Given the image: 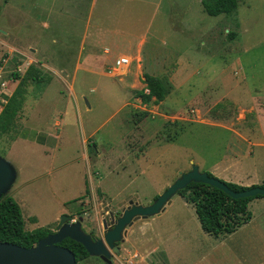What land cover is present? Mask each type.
<instances>
[{
  "label": "rangeland",
  "instance_id": "1",
  "mask_svg": "<svg viewBox=\"0 0 264 264\" xmlns=\"http://www.w3.org/2000/svg\"><path fill=\"white\" fill-rule=\"evenodd\" d=\"M236 1L230 12L209 14L203 0H0L4 76L17 86L13 73H26L32 48L43 58V81L26 88L28 119L0 140L15 173L2 197L19 203L26 229L56 231L68 214L104 237L112 216L150 205L194 164L221 180L224 171L264 177V0ZM81 47H97L108 65ZM121 56L131 62L116 71ZM144 73L167 82L163 101L142 102ZM24 127L52 133L48 145L17 143L9 156ZM196 213L175 194L158 215L136 217L112 263L168 264V229L195 218L202 231ZM228 238L195 236L191 260L215 247L212 264H245ZM176 240L168 242L172 250ZM77 264L108 263L89 254Z\"/></svg>",
  "mask_w": 264,
  "mask_h": 264
},
{
  "label": "trees",
  "instance_id": "2",
  "mask_svg": "<svg viewBox=\"0 0 264 264\" xmlns=\"http://www.w3.org/2000/svg\"><path fill=\"white\" fill-rule=\"evenodd\" d=\"M203 5L207 13L215 14L225 11L230 12L237 7V1L203 0ZM13 77L19 79V83L0 114V138L16 129V120L22 110L29 81H43L40 71L33 65L27 68L24 75L14 72ZM144 80L145 88L148 91L145 92L142 89L138 93L143 103L160 102L166 98L169 93V87L162 77L144 73ZM208 174L215 177L211 172H208ZM225 182L234 191H241L250 187L235 182ZM262 186H264V182ZM178 194L187 202L194 204L203 229L207 233L216 236L231 234L249 222L252 218L249 202L254 198L263 196L234 198L220 188L203 182H191L185 188L180 189ZM25 224L19 203L11 196L1 197L0 242H12L24 247H31L39 239L55 231L49 227H38L28 230ZM61 245L71 249L75 253L78 262L89 257L85 246L72 238H65Z\"/></svg>",
  "mask_w": 264,
  "mask_h": 264
},
{
  "label": "water",
  "instance_id": "3",
  "mask_svg": "<svg viewBox=\"0 0 264 264\" xmlns=\"http://www.w3.org/2000/svg\"><path fill=\"white\" fill-rule=\"evenodd\" d=\"M14 166L0 156V198L11 186L14 180ZM191 182H203L220 188L234 198L264 195V186H250L241 191H234L224 180L210 176L207 171H201L194 164L188 172L181 174L162 194L150 205L133 204L124 210L118 219L112 220L114 226L106 230L104 237L94 239L89 233L82 230L81 221H73L71 215H63L56 231L38 240L31 247H24L12 242H0V264H77L75 253L61 245L65 238H72L82 243L90 255H97L108 264L112 253L119 251L117 245L123 238L125 228L130 225L134 218H147L158 214L170 197L178 194L180 189L185 188ZM107 228V222L104 221Z\"/></svg>",
  "mask_w": 264,
  "mask_h": 264
},
{
  "label": "crops",
  "instance_id": "4",
  "mask_svg": "<svg viewBox=\"0 0 264 264\" xmlns=\"http://www.w3.org/2000/svg\"><path fill=\"white\" fill-rule=\"evenodd\" d=\"M91 48H93L94 50L89 51ZM97 49H98L97 47H81L80 53H83L82 51H84L85 53L86 50H88L87 51L88 59H90L91 56L92 58L96 57V59L100 60L103 67L107 66L108 65V63L106 62L108 61L107 57L105 55H102V53L100 54V51L98 52ZM108 49L109 48L103 49L104 54H106L109 51ZM140 53H141V50H140ZM41 58L42 57H41L40 50L38 48H32V54L31 56L28 55L27 61L31 65L37 68L38 67L37 64H42ZM126 66H129V65H126ZM120 68L121 66L118 69ZM103 73L106 74V71H104ZM16 87L17 86L15 85V81L11 80L10 88H11L12 94L14 90L16 89ZM143 89L145 90V92H147V89L145 87ZM27 94L28 92H26L25 94V100L23 103L22 111L21 113H19L16 123L18 122L19 118H21L23 121H26V119H28L29 115L25 110ZM253 109L256 110V108L254 107ZM259 127L260 125H257L255 127L256 130H258ZM19 130H16V134H15L16 136H14L11 139V142L9 143V148H6L9 156H12L13 150L15 146L17 145V143H23V144H28L31 146H38L40 148H44L48 145L49 138L52 136V133L50 132H43L42 130H36L35 128H31V127H24L21 129V131ZM251 143L252 145L257 144L256 142H251ZM253 154H254V151L253 149H251L248 152V156L251 158ZM213 167L219 168V165L216 164V166H213ZM227 169H230V166L227 167ZM218 175H219L218 177H221L222 179L226 181L235 182V183H238L244 186L260 185L261 183L264 182V177H260L256 174L254 175L250 171L242 175H239L233 171H230V172L224 171L223 173L218 172ZM224 175H228V177H225ZM184 201L187 202L185 199ZM165 205L161 209V211L165 208ZM249 208H250L249 210L252 212L251 220L247 222L246 224L242 225L241 227H239L236 231L232 232L231 234H227L226 236H229V238L225 241V244L231 250L232 254L236 253L239 255L238 261L245 263V264H264V195L262 197H257V198L252 199L249 202ZM192 219L195 220V218H191L190 220H188V218H184V219L181 218L179 219L181 223L179 222L177 223L175 227L171 226L168 229V232L172 231L171 232L172 234L170 233L169 236L166 237V240H165L166 245L164 247L165 248L164 249L165 258L168 264H179L180 261L177 258V256L182 257V260H181L182 264H212L209 258L215 254L217 250L215 247L213 248L210 247L209 249H206L205 247L200 248L195 253V259L191 260L192 256L190 254V251L191 249H193L195 236L197 238L198 237L201 238L205 236V233H207L203 229L201 231L200 228H196V225L192 224V221H191ZM133 221L130 225L133 224ZM173 228H175V230H173ZM172 239H177L176 244L173 247L174 252L171 248L170 243H168ZM187 244H189L188 245L189 249L187 248ZM144 257L147 258V254H145Z\"/></svg>",
  "mask_w": 264,
  "mask_h": 264
},
{
  "label": "built area",
  "instance_id": "5",
  "mask_svg": "<svg viewBox=\"0 0 264 264\" xmlns=\"http://www.w3.org/2000/svg\"><path fill=\"white\" fill-rule=\"evenodd\" d=\"M128 57H121L116 61V65L114 69H118L122 65H129L130 60H127ZM18 70H22V67H19ZM11 80H9L3 74V70L0 68V114L4 109L5 105L7 104L8 98L11 96V88H10ZM148 91V90H147Z\"/></svg>",
  "mask_w": 264,
  "mask_h": 264
},
{
  "label": "flooded vegetation",
  "instance_id": "6",
  "mask_svg": "<svg viewBox=\"0 0 264 264\" xmlns=\"http://www.w3.org/2000/svg\"><path fill=\"white\" fill-rule=\"evenodd\" d=\"M117 219H118V217H116V218L114 216L111 217V228L114 226V224H112V220L116 221ZM94 239H98V238H94ZM112 255H113V253H112Z\"/></svg>",
  "mask_w": 264,
  "mask_h": 264
},
{
  "label": "bare ground",
  "instance_id": "7",
  "mask_svg": "<svg viewBox=\"0 0 264 264\" xmlns=\"http://www.w3.org/2000/svg\"><path fill=\"white\" fill-rule=\"evenodd\" d=\"M129 61V59H127Z\"/></svg>",
  "mask_w": 264,
  "mask_h": 264
}]
</instances>
